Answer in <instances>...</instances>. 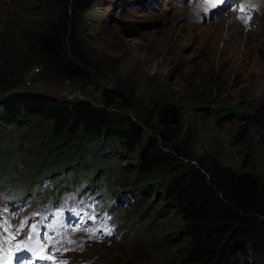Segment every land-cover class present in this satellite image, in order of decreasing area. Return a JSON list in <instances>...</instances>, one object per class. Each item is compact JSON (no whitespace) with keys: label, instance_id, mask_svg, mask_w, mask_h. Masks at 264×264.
<instances>
[{"label":"rangeland","instance_id":"obj_1","mask_svg":"<svg viewBox=\"0 0 264 264\" xmlns=\"http://www.w3.org/2000/svg\"><path fill=\"white\" fill-rule=\"evenodd\" d=\"M186 3L187 0L178 7L169 5L168 0H97L95 8L84 16L82 26L92 58L101 59V63L93 70L94 76L89 81L59 82L41 66H29L33 61L24 56L26 33L32 31L37 21L58 13L57 1L0 0V78L5 82L0 83V102L11 93L33 91L97 104L104 90H118L123 99L121 104L132 107L124 111L134 120L141 117L145 121L156 106L173 103L186 117L206 124L205 134L214 137L223 149L222 167L238 173H253L264 181V10L261 9L264 0L256 3L261 12L254 15L249 27L237 24L239 20L230 13L201 16L197 22L189 15ZM195 12L196 9L191 14ZM225 15H231L229 21H234L232 24L240 31L243 41L238 46L228 45L219 38L228 27H220ZM211 110L216 111L213 121ZM30 125L23 130L1 128L5 134L0 148V185L12 195L19 194L29 180L32 166L40 161L38 153L48 133L46 125ZM196 153L203 152L196 148ZM116 156L121 169L115 184L111 181L103 196L113 198L117 192L129 193L146 186L141 202L134 196L131 201L126 194V203L120 207L125 219L119 225L128 230L139 227L145 232L144 238L137 239L133 234L132 241L136 243L127 237H109L95 243L104 222V203L97 205L95 221L80 222L78 215L68 214L66 199L57 210L44 203L40 210L20 211L17 219L24 225L23 235L15 241L20 249L27 247L37 251L43 247L40 236L30 235V230L33 225L45 222H48L45 230L43 224L40 228L44 230L41 238L45 254L51 253L53 257L49 264L59 261L111 264L131 254H145L143 257L148 258L146 241L168 239L167 234L177 229L180 220L175 216L176 204L165 197L162 186L183 174L192 162L171 164L161 173L160 182H152L136 176L135 154L127 150L119 151ZM88 159L93 157L88 155ZM50 161L57 163V159ZM176 165H180L177 174ZM56 177L61 178V175ZM132 179L140 183L132 185ZM6 199L8 197H1L0 204ZM13 221L10 212L5 211L4 223L10 225ZM64 225L69 226L73 234L65 244V233L61 230ZM4 231L0 225V233ZM3 237L0 235V243ZM181 239L177 242L183 241ZM53 244L54 250L50 249ZM72 249L76 250L70 252ZM175 252L159 254L150 260L165 263L173 259L175 262L178 258ZM240 253L252 256V252L244 248ZM144 258L141 261L130 259L132 264L152 263Z\"/></svg>","mask_w":264,"mask_h":264},{"label":"trees","instance_id":"obj_2","mask_svg":"<svg viewBox=\"0 0 264 264\" xmlns=\"http://www.w3.org/2000/svg\"><path fill=\"white\" fill-rule=\"evenodd\" d=\"M55 1L58 13L37 21L32 31L26 33L24 56L32 59L29 66H41L59 82L89 81L101 59L92 58L82 21L97 0ZM2 80L0 83H5ZM122 101L118 90H104L97 104L33 91H17L3 98L0 148L5 134L4 130L1 132L2 126L23 130L37 123L48 128L38 153L40 161L32 166L22 192L30 194L46 182L44 198L52 199L82 179L103 186L111 181L115 184L121 169L116 156L119 151L135 154L136 176L152 182H160L161 173L171 164L192 162L173 181L164 187L159 184L165 197L176 204L175 216L180 220L177 229L167 234L168 239L146 241L148 258L143 257L145 254H131L125 255V260L110 263L132 264L133 257L140 261L149 259V264H264V181L253 173L222 167L223 149L214 137L205 134L206 124L186 117L178 105L156 106L145 121L141 117L132 119L124 111L132 107L121 104ZM209 113L213 121L216 111ZM196 148L203 153L197 154ZM88 155L93 159H88ZM50 159H57V163ZM176 166L177 174L180 165ZM60 175L61 178L56 177ZM139 183L132 179V185ZM52 186L55 190L50 191ZM145 193L146 186H141L130 190L129 195L141 202ZM122 213L121 209L117 216L120 221L125 219ZM124 227L122 239L127 237L131 242H135L133 234L137 239L145 234L139 227ZM180 238L183 241L177 242ZM242 248L251 251L252 256L240 253ZM179 249L182 250L177 253ZM172 251L178 254L175 262L150 260Z\"/></svg>","mask_w":264,"mask_h":264},{"label":"bare ground","instance_id":"obj_3","mask_svg":"<svg viewBox=\"0 0 264 264\" xmlns=\"http://www.w3.org/2000/svg\"><path fill=\"white\" fill-rule=\"evenodd\" d=\"M250 1L255 2V3H259V0H250ZM261 9L264 10V8H261ZM259 12H261V11L259 10ZM214 15H221V14H212V17ZM206 18H208V17H206ZM231 18H232L231 15L229 17H227V15H225L224 19H222L220 27L223 28L225 25H228V27H227L226 32H224L223 35H220L219 38L222 39L224 42H226L228 45L229 44L230 45H232V44L235 45L236 44L238 46L239 42L242 43L241 41H243V40L239 36V32L240 31L232 24L234 21H229ZM235 19H237L236 16H235ZM214 41L216 42L217 38H215ZM50 249H54V248L51 246Z\"/></svg>","mask_w":264,"mask_h":264},{"label":"snow or ice","instance_id":"obj_4","mask_svg":"<svg viewBox=\"0 0 264 264\" xmlns=\"http://www.w3.org/2000/svg\"><path fill=\"white\" fill-rule=\"evenodd\" d=\"M25 223H26V222H25ZM23 226H24V225L22 224L21 227H23ZM32 227H33V230H34L36 226L33 225ZM109 234H110V232H109ZM29 239H31V237H29ZM52 247L55 248V244H53ZM43 258L48 259V257H43ZM53 264H64V262H63V261L53 262Z\"/></svg>","mask_w":264,"mask_h":264}]
</instances>
